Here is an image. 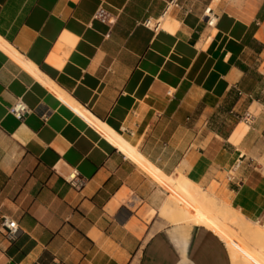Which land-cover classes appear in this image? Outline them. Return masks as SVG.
I'll return each instance as SVG.
<instances>
[{
	"label": "crops",
	"instance_id": "1",
	"mask_svg": "<svg viewBox=\"0 0 264 264\" xmlns=\"http://www.w3.org/2000/svg\"><path fill=\"white\" fill-rule=\"evenodd\" d=\"M177 2L0 0V222L19 226L0 223V264H232L213 230L161 215L157 170L264 220V0ZM246 107L247 125L229 112Z\"/></svg>",
	"mask_w": 264,
	"mask_h": 264
},
{
	"label": "bare ground",
	"instance_id": "2",
	"mask_svg": "<svg viewBox=\"0 0 264 264\" xmlns=\"http://www.w3.org/2000/svg\"><path fill=\"white\" fill-rule=\"evenodd\" d=\"M154 21L151 19L150 24L156 25L157 22ZM239 122L247 125L243 121ZM102 126L111 131L124 144L126 150L133 151L137 157L143 158L136 151L133 142L126 141L106 124L102 123ZM146 163L153 167L149 161ZM157 172L162 180L171 185V194L182 195L186 202L178 211L165 205L161 210L162 216H171L172 223L193 221L213 230L227 244L232 264H264V220L261 222L245 217L240 211L227 206L221 196L202 190L182 174L172 177L159 170ZM237 235L241 241L234 238Z\"/></svg>",
	"mask_w": 264,
	"mask_h": 264
},
{
	"label": "built area",
	"instance_id": "3",
	"mask_svg": "<svg viewBox=\"0 0 264 264\" xmlns=\"http://www.w3.org/2000/svg\"><path fill=\"white\" fill-rule=\"evenodd\" d=\"M166 1V8L170 5H175L177 4V0H165ZM165 8V9H166ZM93 17L97 18L103 22H112L114 18L112 17L111 13L102 5H98L97 8L95 9L93 13ZM201 18L204 20L205 24L207 26H214L217 20V13L213 9L211 3L206 4L201 12ZM152 18L148 17L146 18L143 23L146 26H152L154 28H157L158 24L156 25H151L150 21ZM159 20H155L154 22H158ZM240 93V91H238ZM8 110L16 117L20 118L25 112L29 110V107L24 103V101L20 98L17 97L8 107ZM230 113H232L234 116H236L239 120L245 122V123H250L254 116L255 112L252 109H249V107H246L243 110H235V109H230ZM239 161H236V163L229 168L228 171V179L233 178V169L238 166ZM67 181L69 184L75 188L80 187L83 182L84 178L78 174L76 170H72L66 177ZM1 226L4 229V233L8 239H13L18 230L19 226L15 219L8 217V216H3L1 219Z\"/></svg>",
	"mask_w": 264,
	"mask_h": 264
},
{
	"label": "rangeland",
	"instance_id": "4",
	"mask_svg": "<svg viewBox=\"0 0 264 264\" xmlns=\"http://www.w3.org/2000/svg\"><path fill=\"white\" fill-rule=\"evenodd\" d=\"M167 186H168V185H167ZM167 186H166V187H167ZM164 188H165V187H164ZM201 188H202V187H201ZM165 189H166V188H165ZM202 189H203V188H202ZM167 190H169L168 187H167ZM204 190H205V189H204ZM210 192L214 193L213 191H210ZM168 194H169V192H168ZM176 194H177V196H172V195L170 196V197L173 198V201H174V207H175V208L173 209L174 211H178V208L182 207V206L184 205V203H185V202H184L185 200H184L183 196H182V195H179L178 193H176ZM178 198L181 199V202L178 201ZM222 198H223V197H222ZM223 200H224V199H223ZM167 201H168V200H167V195H166V201H165V204L167 203ZM224 201H225V200H224ZM225 203H226L227 206H230V207H231L230 203H229L227 200L225 201ZM233 209H234V208H233ZM235 210H238V209L235 208ZM238 211H239V210H238ZM167 217H168L169 221L171 222V220H170V219H171V216H167ZM183 224H185V225H190V224H192V223H189V222H183ZM237 237H238V238H237ZM237 237L234 236V238H236L237 241H241V238H240L238 235H237ZM242 244H243V240H242ZM226 246H227V244H226ZM227 247H228V246H227ZM228 251H229V250H228Z\"/></svg>",
	"mask_w": 264,
	"mask_h": 264
}]
</instances>
